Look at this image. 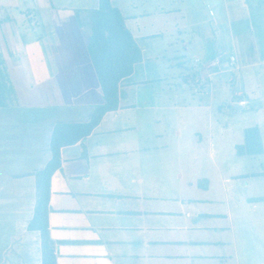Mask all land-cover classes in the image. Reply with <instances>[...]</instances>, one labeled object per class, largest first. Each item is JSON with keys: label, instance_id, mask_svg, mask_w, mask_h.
I'll return each mask as SVG.
<instances>
[{"label": "crops", "instance_id": "1", "mask_svg": "<svg viewBox=\"0 0 264 264\" xmlns=\"http://www.w3.org/2000/svg\"><path fill=\"white\" fill-rule=\"evenodd\" d=\"M111 3L142 61L119 108L60 149L56 264H264V0ZM98 6L0 0V264H42L36 172L55 125L103 103L86 17ZM231 105L256 112L234 127ZM253 126L263 151L239 155Z\"/></svg>", "mask_w": 264, "mask_h": 264}, {"label": "trees", "instance_id": "2", "mask_svg": "<svg viewBox=\"0 0 264 264\" xmlns=\"http://www.w3.org/2000/svg\"><path fill=\"white\" fill-rule=\"evenodd\" d=\"M90 29L88 51L103 91V103L97 105L86 122H58L50 142L52 157L36 172L37 202L28 227L41 234L42 264H56L55 243L49 235L48 211L51 177L61 167L60 149L89 135L104 114L119 108L123 82L142 61V52L125 23L121 11L111 0H99V6L86 12ZM239 155H255L263 151L259 129H245L244 143L236 147ZM264 174V170L261 172Z\"/></svg>", "mask_w": 264, "mask_h": 264}, {"label": "rangeland", "instance_id": "3", "mask_svg": "<svg viewBox=\"0 0 264 264\" xmlns=\"http://www.w3.org/2000/svg\"><path fill=\"white\" fill-rule=\"evenodd\" d=\"M206 12H208V10H206ZM223 23L225 24L224 21H223ZM174 82H176V80H174ZM189 95H190V98L194 97V98L197 99V97H196L197 95H193V94H190V93H189ZM262 95H264V91H263V94H261V96ZM175 96L176 95H169V98H175ZM256 96L253 97V95H249V97L251 99H255ZM143 97H145V96L142 95L141 98H143ZM163 97L167 98V96H163ZM179 98H180V96H176V100H178ZM254 102L255 103L257 102L256 103L257 106H260V107L263 106V101L262 100H260V101L256 100ZM254 102H251V104L253 105ZM260 107H258V109H260ZM238 110H240V106H238V105H231V106H229L228 111H227V115L230 118L233 117V119H230L229 118V122L232 123L234 127H238V125L243 122V116L242 115H244L245 113H249L251 115L253 112H256V110H252V111L249 110V111H245V112L244 111L237 112ZM223 118L226 119V115L223 116Z\"/></svg>", "mask_w": 264, "mask_h": 264}, {"label": "built area", "instance_id": "4", "mask_svg": "<svg viewBox=\"0 0 264 264\" xmlns=\"http://www.w3.org/2000/svg\"><path fill=\"white\" fill-rule=\"evenodd\" d=\"M232 59H234V58L232 57ZM231 63H233V62H231ZM238 103H239L240 106L248 107V102L245 99L239 100Z\"/></svg>", "mask_w": 264, "mask_h": 264}]
</instances>
